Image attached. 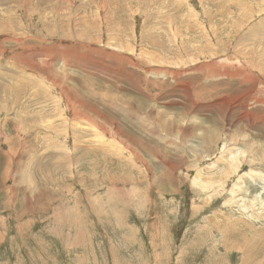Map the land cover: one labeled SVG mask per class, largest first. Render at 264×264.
I'll return each instance as SVG.
<instances>
[{
    "label": "rangeland",
    "instance_id": "374dc122",
    "mask_svg": "<svg viewBox=\"0 0 264 264\" xmlns=\"http://www.w3.org/2000/svg\"><path fill=\"white\" fill-rule=\"evenodd\" d=\"M0 264H264V0H0Z\"/></svg>",
    "mask_w": 264,
    "mask_h": 264
},
{
    "label": "bare ground",
    "instance_id": "6f19581e",
    "mask_svg": "<svg viewBox=\"0 0 264 264\" xmlns=\"http://www.w3.org/2000/svg\"><path fill=\"white\" fill-rule=\"evenodd\" d=\"M159 70V69H158ZM262 102V101H261ZM151 132V131H150Z\"/></svg>",
    "mask_w": 264,
    "mask_h": 264
}]
</instances>
